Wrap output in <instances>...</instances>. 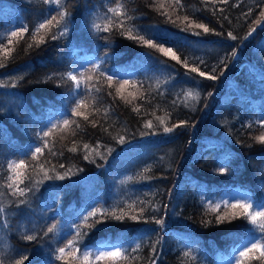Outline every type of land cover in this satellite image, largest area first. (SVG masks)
Masks as SVG:
<instances>
[{
    "label": "trees",
    "instance_id": "1",
    "mask_svg": "<svg viewBox=\"0 0 264 264\" xmlns=\"http://www.w3.org/2000/svg\"><path fill=\"white\" fill-rule=\"evenodd\" d=\"M179 3L183 7L176 0H62L70 13L69 30L52 40L44 30L35 39L32 34L45 18L57 15L56 5L44 0H0V63L5 65L0 67V260L4 264H14L22 255L29 257L25 264H63L55 260V250L76 236L77 226L87 233L77 244L81 252L120 245L136 257L131 264H215L213 254L227 250L247 228L243 218L220 226L203 222L213 219L208 204L219 202L217 197L229 189H242L253 201L264 199V144L255 139L264 133V19L260 17L264 0ZM117 4L124 5L128 17L125 32L132 28L145 38L158 37L154 42L172 48L181 62L128 39L119 27L103 31L107 18L113 16L108 10ZM249 10L251 15L246 16ZM121 19L116 17V23ZM257 20L263 25L247 39L259 25ZM195 24L211 31L205 33ZM20 25L29 31L22 38L11 37L8 44L10 33ZM229 32L237 38L231 39ZM41 36L45 42L38 44ZM5 46L11 49L8 56ZM191 67L217 79L201 77ZM70 71L91 75L90 90L85 89L84 79L75 89L66 77L60 78ZM100 72L129 81L122 92L125 100L115 92L118 85L109 86ZM188 92L198 98H188ZM78 100L85 101L81 111L89 121L72 115ZM64 119L76 123L43 138L55 155H48L46 149L39 162L46 158L45 170L55 168L49 171L51 176L69 174L63 180H47L28 169L32 180H25V185L33 191L13 196L5 187L12 174L9 163L21 159L39 163L31 161V152L42 144L43 132ZM148 121L152 128L145 127ZM181 122L183 126L172 132L164 131ZM72 147L77 151H69ZM212 148L215 158L208 153ZM209 168L225 182L195 191L193 180ZM20 199L26 203L19 204ZM94 209L123 212L125 219H104L98 213L103 223L89 227L84 218ZM131 215L141 218L134 221L128 218ZM155 219H163L166 229L159 231ZM53 224L56 229L48 232ZM25 235L36 239L28 241ZM185 252L190 256L185 257Z\"/></svg>",
    "mask_w": 264,
    "mask_h": 264
},
{
    "label": "snow or ice",
    "instance_id": "2",
    "mask_svg": "<svg viewBox=\"0 0 264 264\" xmlns=\"http://www.w3.org/2000/svg\"><path fill=\"white\" fill-rule=\"evenodd\" d=\"M45 3H48L50 5H56L57 9V15L51 16V18H45L38 27L35 28V31L32 34V38H36V33H39L41 30H44L45 35L50 34V38L52 40H56L61 36H64L68 32V22L67 18L70 16V13L67 11L66 7L62 4V0H44ZM223 3H227L228 0H222ZM176 4L179 7H183L179 3V0H176ZM63 9V10H61ZM124 5L117 4L116 7L110 8L108 11L113 14L112 17L107 18V23L105 24L103 31H111L113 27H119L121 29V35H127L128 39L130 40H137L141 42L144 45H147L151 48H156L158 51L163 53L165 56L171 57L172 60H175L177 62L180 61V57L177 55L175 51H173L170 47H164L162 43H156L154 42V39H159L158 37L154 38H145V36L140 35L138 32L134 33L132 28H128L125 32L124 29V20L128 19L127 14L125 11H123ZM246 16L251 15V10H249L248 13L245 14ZM59 17V18H57ZM116 17H123V19L119 20V23L117 24L115 21ZM261 19H264V10L260 12ZM185 20L188 18L185 17ZM261 21L257 20L255 23L259 24ZM94 27L98 30H100V25L96 24ZM195 27L198 29H203V32L207 33L211 31L206 25L204 24H195ZM57 29V32H53V29ZM29 29L23 25H20L16 31H12L10 33V38L8 39V44L12 43L11 37H23L26 32H28ZM256 31V28L253 27L251 31L248 32V36H251L253 32ZM196 35H200L199 32L196 33ZM228 36L235 40L237 37L232 35L231 32L228 33ZM44 36H41L40 39L37 41L38 44L44 43ZM29 47H32L30 44ZM5 56L10 55L11 49L7 48L6 46L3 49ZM233 56L236 55L235 52L232 53ZM184 66L188 67V63L185 60ZM202 63V61H201ZM5 65L3 63H0V67H4ZM100 66L95 65V68L98 69ZM193 73H198L201 77H206L209 80H215L217 79V76L208 74L204 71H201L198 67H191L190 69ZM55 75V74H53ZM100 76L104 77V80L111 86L112 84L118 85L115 88V92L117 95L120 96L122 100H125L126 98L123 96L122 92L123 90L129 85L128 80L123 79H114V75H107L105 76L103 72H100ZM66 79L71 81L74 85L75 89H80L81 87V81L84 79L86 81L85 83V89L90 90V88L93 86L91 84L92 76L88 75L85 77V73L79 72L77 74H74V72L70 71L66 74H61V79ZM48 80H52L53 76H49L47 78ZM96 91L99 92L100 89L96 88ZM73 95H76V92L72 93ZM109 95H112L110 92ZM211 95V93H209ZM187 97L191 99H197L198 94H193L192 92L187 93ZM129 102L130 101H126ZM85 101L84 100H78L75 101V107L72 108V115L76 117H82L84 121H89V115L84 114V112L81 111V108L85 107ZM138 111V109H134ZM107 112V110H105ZM157 120L163 124V119L157 117ZM76 123V121H72L69 119H64L62 121L57 122L56 124L52 125L48 129V131L43 132L42 136V144L40 146L35 147V150L31 152V161H37L39 162L41 160V157L44 156L45 150L47 149L48 155H55V153L52 151V148L49 147V142L43 138L49 137L53 134L54 129H70L71 125ZM184 122H181L180 124L174 125L173 127H165V132H172L175 127H181L183 126ZM77 127H79V124H77ZM146 128H152L153 124L151 121H148L145 125ZM261 127H264V121L261 122ZM74 134V133H73ZM63 138V137H62ZM255 139L261 143L264 144V133L261 135L255 137ZM124 140L121 137L120 143H123ZM52 147H55V143H53ZM85 149L89 148V145L85 144L83 145ZM69 151L75 152L77 151L76 147H72L69 149ZM109 152L112 150L109 149ZM100 153H97L99 155ZM26 155V154H25ZM89 157L86 154L84 156V159L87 160ZM48 161L45 158L43 162L39 163H31L26 162L24 159H21L19 161H13L10 162L8 165V168L11 175L7 176V183L5 187L9 189L13 196L15 197H24L28 192L33 191V187L29 185H25V180H28L31 182L32 175L28 172V169H31L32 173L36 174H43V179H60L63 180L65 177L69 174L67 171L63 175H55L51 176L49 175V171L55 172V168H50L48 170H45V164H47ZM63 167V165H61ZM37 169H39V172H37ZM23 170V171H18ZM225 168L221 167L220 172H224ZM20 185H25L24 187H21ZM26 203L25 200L20 199L19 204ZM3 209H0V212H2ZM144 209L142 208L140 210L141 214L143 213ZM208 211H210L213 214V219L206 220L203 223L208 225H215L220 226L224 225L226 223H231L234 220L243 218L246 220L252 227L248 230L247 233V239L243 241L242 244L238 245L237 248L233 249V253L238 252V256L234 255L233 258L235 260V264H264V199H261L259 201H253L252 198L247 193H241V194H235L232 195L230 199H221L219 202L215 203H209L208 204ZM98 213L104 217V219H115V220H123L125 219V214L121 212L120 215H117L115 211L112 212H101L100 209H94L93 211L88 213V216L84 218L85 224L89 227H94L97 224L103 223L101 219H97ZM92 219V224H88L89 219ZM131 220H138L141 217H138L137 215H131L128 217ZM147 222V221H145ZM154 222L156 224H159L163 226L164 221L163 219H155ZM56 225L53 224L51 227L48 228V232H53L56 229ZM47 234V233H46ZM87 233H82L80 230V227L77 226V232L76 236L73 237V239L68 240V242L64 245V247H59L55 250V260L62 261L63 264H121V261H126L128 264H131V261L135 260L136 257L130 256L127 254V250L123 249L120 245L115 246H100L95 251L92 250H84L81 252V249L77 246L79 239L81 235H86ZM24 239L28 241H32L36 239V236L34 235H25L23 237ZM140 245L138 244L136 246V249H139ZM67 250V251H66ZM153 252H155V248H153ZM185 257L190 256V253L185 252ZM70 257V259H68ZM192 259H195L192 257ZM26 261H29V257L27 255H22L18 260L14 262V264H25ZM0 264H4L3 260H0ZM48 264H51V261L48 262ZM152 264H155V261L152 262Z\"/></svg>",
    "mask_w": 264,
    "mask_h": 264
},
{
    "label": "rangeland",
    "instance_id": "3",
    "mask_svg": "<svg viewBox=\"0 0 264 264\" xmlns=\"http://www.w3.org/2000/svg\"><path fill=\"white\" fill-rule=\"evenodd\" d=\"M241 193H247V192L246 191L244 192L242 189H238V188L229 189L228 191H224L223 193H221L217 198L219 201L221 199H230L232 195L241 194ZM167 226H168L167 223H164L163 226H161V228L163 230H165ZM251 227L252 226L248 223L247 228L245 230H243L244 232H240L241 234L236 235L234 241L232 242V245L229 244L226 246L227 250H225V249L224 250H217L216 253L213 254L214 258H215V264L216 263L217 264H235V260H234L233 256L234 255L238 256V252L234 254L233 249L237 248L238 245L242 244L243 241L247 239V233ZM101 246H103V245H101ZM96 249L97 248L87 249V250L95 251ZM155 264H157V263H155Z\"/></svg>",
    "mask_w": 264,
    "mask_h": 264
},
{
    "label": "bare ground",
    "instance_id": "4",
    "mask_svg": "<svg viewBox=\"0 0 264 264\" xmlns=\"http://www.w3.org/2000/svg\"><path fill=\"white\" fill-rule=\"evenodd\" d=\"M210 137V136H209ZM206 145L208 147H210L211 144H209L208 142L206 143ZM208 153L210 154V158L216 156V152L215 150L212 148L211 150L208 151ZM209 154L207 155V157L209 156ZM215 158V157H214ZM222 178L218 175H216L214 173V170L209 168V170L206 171V175H199L198 177H196L193 180V183L195 185V191H199L202 188L208 187V186H213L216 184L222 185L225 180H221ZM172 229V228H171ZM146 231V230H145ZM159 231H163V229L160 227Z\"/></svg>",
    "mask_w": 264,
    "mask_h": 264
},
{
    "label": "water",
    "instance_id": "5",
    "mask_svg": "<svg viewBox=\"0 0 264 264\" xmlns=\"http://www.w3.org/2000/svg\"><path fill=\"white\" fill-rule=\"evenodd\" d=\"M263 25V21L262 22H260L259 23V25L257 26V27H255L256 28V31L261 27ZM256 31L255 32H253V34L252 35H254L255 33H256ZM249 38V36L247 37V39Z\"/></svg>",
    "mask_w": 264,
    "mask_h": 264
}]
</instances>
